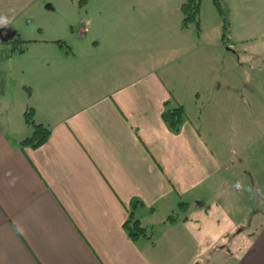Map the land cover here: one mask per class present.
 <instances>
[{
	"label": "crops",
	"instance_id": "0c3cea01",
	"mask_svg": "<svg viewBox=\"0 0 264 264\" xmlns=\"http://www.w3.org/2000/svg\"><path fill=\"white\" fill-rule=\"evenodd\" d=\"M151 1L0 0V264H199L203 217L235 238L253 211L234 264H264V192L242 158L264 23L219 0L223 38L211 0L198 27ZM178 105L173 130L162 113ZM29 108L50 131L37 147L20 144ZM130 213L146 236L127 235Z\"/></svg>",
	"mask_w": 264,
	"mask_h": 264
},
{
	"label": "rangeland",
	"instance_id": "374dc122",
	"mask_svg": "<svg viewBox=\"0 0 264 264\" xmlns=\"http://www.w3.org/2000/svg\"><path fill=\"white\" fill-rule=\"evenodd\" d=\"M204 1L205 2H203L202 14H205L206 16L211 15L212 12L211 10L209 11V6L212 9L213 0H211L212 2L210 0ZM247 1H249L250 7L255 12L252 14L255 16L257 15L256 17L253 16L254 25H261L262 23H264V0ZM159 2L164 6L171 2L170 6L175 8L177 11H179L180 7L181 12V5L178 6L179 3L176 0H159ZM138 4H141V6H146L141 11L147 9L152 10L151 0H138L137 5ZM167 10L171 11V9L169 8ZM181 16H183L182 12ZM262 39H264V37H262ZM7 53L8 50H6V48H0V61L5 58ZM254 86L258 90L257 99L255 101H257L258 104H260L261 102V104L264 105V79H262V81L257 79L254 83ZM259 88H261V91L259 90ZM248 116L253 119L254 123V127L252 130L253 137L252 139H248L245 142L247 146H245L243 151L245 152L246 157L242 158L246 161V163L252 165V170L257 175L258 181L256 182L259 186V190L264 192V136H260L259 133V131L261 132L262 129H264L262 128L264 127V107H262V110L259 113L253 111V113L251 115L248 114ZM214 215L219 219V228L213 227V224L211 222V218L214 219V217H212ZM214 215H212L211 218L203 217V219L199 221V264H234L242 251L248 246L250 238V234H248V232H256L254 229V225H252L249 231L248 227L244 225L249 224L252 220V222L254 223V219H256L257 215L259 216V213L253 211L246 216V218L244 219L245 222L243 223V227L237 229L235 238L234 235H232V230L226 231L227 229H223L226 226L227 221L223 220V218H220L222 217V215ZM244 215L245 213H235L236 218H243ZM243 232L246 233V236L240 237ZM202 248H204V250H202Z\"/></svg>",
	"mask_w": 264,
	"mask_h": 264
},
{
	"label": "trees",
	"instance_id": "16d2710c",
	"mask_svg": "<svg viewBox=\"0 0 264 264\" xmlns=\"http://www.w3.org/2000/svg\"><path fill=\"white\" fill-rule=\"evenodd\" d=\"M86 2V0H78L79 5H83ZM202 0H184V2L181 4V12L183 14V18L181 21V27H186L189 23L194 22L196 24V27H198V15L200 11ZM213 4L221 16L222 19V29H223V35L222 37L225 38L226 34L228 32V19L227 16L222 9L221 3L219 0H213ZM19 40V43H26L28 41L21 40L19 38L16 39ZM15 48V47H13ZM16 50L19 52L22 51L21 47H16ZM184 116V110L183 107L178 105L171 109H166L162 113V118L166 122V124L173 130H177L179 125L181 124ZM24 119L27 124H29L32 127V133L30 136L24 138L21 140V145H28L30 147H37L45 143L49 136V128L45 125L35 123L33 119V110L29 108L24 113ZM136 200L134 203H137ZM133 203V204H134ZM170 220V217H168ZM124 228L127 232V235L133 239L136 240L139 237L146 236V229L142 227L140 222L133 217V214L130 213L127 220L124 222Z\"/></svg>",
	"mask_w": 264,
	"mask_h": 264
},
{
	"label": "clouds",
	"instance_id": "9594fccd",
	"mask_svg": "<svg viewBox=\"0 0 264 264\" xmlns=\"http://www.w3.org/2000/svg\"><path fill=\"white\" fill-rule=\"evenodd\" d=\"M0 22H2V18H0Z\"/></svg>",
	"mask_w": 264,
	"mask_h": 264
}]
</instances>
